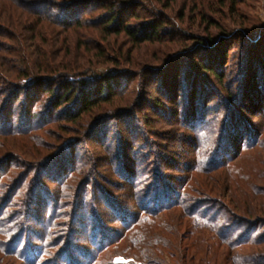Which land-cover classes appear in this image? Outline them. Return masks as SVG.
Returning a JSON list of instances; mask_svg holds the SVG:
<instances>
[{
    "label": "rangeland",
    "instance_id": "1",
    "mask_svg": "<svg viewBox=\"0 0 264 264\" xmlns=\"http://www.w3.org/2000/svg\"><path fill=\"white\" fill-rule=\"evenodd\" d=\"M237 1L241 3L236 8V19L244 23L242 27L232 23L229 8L221 7L213 0H205V7L193 0L170 1L172 8L169 10L157 6L152 13L163 15L173 25L169 32L174 40L171 42L175 44H167L174 46V50L169 51L171 59L166 58L169 65L166 60L159 63L161 58L168 56L162 46L140 48L123 37H109L108 42L124 52V68L137 72L134 76L140 74L142 77L133 78L130 74L119 77L121 87L116 96L117 101L122 102L110 111L84 117L80 124L48 117L45 121L24 122V108L16 106L4 89L8 84L24 83L15 81L21 65L18 66L19 60L7 51L10 54L28 52L29 45L0 40V94L7 93L0 101V215L10 214L6 219L0 218V264L85 263L81 253L92 250L89 233L93 227H98V232L105 236L116 237L114 232L121 219L114 215L111 207L114 202L128 214L137 212L141 206L155 207L153 202L146 201L143 193L152 185L151 181L144 180L143 172L146 176L161 172L164 175L159 183L161 186L167 184L174 190L189 192L199 200L205 199L211 213L223 215L216 206L231 209L244 204L242 195L253 194L254 180H264V154L257 156L248 152L237 158L238 151L232 147L229 150L221 128L212 132L211 141H207L206 135L202 136L203 140L197 136V130L207 126L199 123L200 113L209 115L210 120L220 119L217 116L224 110L227 93L201 68L218 69L225 76V86L236 95L244 85H250L264 59V0ZM139 8L150 9L145 5ZM199 10L205 12L209 22L200 17ZM129 12L123 15V21L128 19L136 26L141 24V28L147 24L148 16L140 14L141 19H129ZM100 14L101 11H97L91 18ZM12 21L16 20L12 18ZM53 29L57 34L50 42L42 43L52 60H56L57 45L62 46L69 59L77 62L80 42L87 46L81 45L82 52L94 48L92 41L107 44L89 35V31L81 33L79 41L75 36L65 37L67 33L61 32L60 28ZM183 43L184 47L181 46ZM36 55L39 58V53ZM187 66L190 67L187 71L179 72L178 87H171L176 77L175 69ZM159 67L161 71L157 73L154 69ZM145 72L149 76L155 72L152 84L150 79H144ZM184 81L187 85L193 82L196 85L199 81L201 85H207L211 81L220 96L212 102H205L200 96L193 106H188ZM156 99L163 105L158 113L149 108V105H157ZM28 108L39 120L47 114L41 105L31 104ZM243 116L245 121L242 123L248 126L257 127L261 122L260 116L255 120L246 113ZM9 120L14 124L12 128L4 125ZM60 151L65 153L64 159L59 157ZM48 160L47 167L43 168ZM195 160L204 163L202 173L205 175L186 173ZM73 166L75 171H72ZM49 171L55 176H46ZM189 178L194 181L189 183ZM257 183L264 187V182ZM138 186H143L144 191ZM8 194L14 195L15 199L12 198V204L7 206L3 197ZM250 203L255 205L254 201ZM21 212L26 216L22 217L13 236L3 235L9 232V223ZM186 230L182 227L179 232L183 235ZM97 237L100 242L101 237ZM174 242L177 245L179 240L174 238ZM180 242L181 261L179 258V263L173 261L171 252L167 251L163 257L166 264H234V257L249 260L256 249L244 247L230 251L215 246L206 233L189 236L183 241L181 238ZM210 247L215 249L210 250ZM11 254L15 255L14 259L10 258ZM185 254L192 259L182 260Z\"/></svg>",
    "mask_w": 264,
    "mask_h": 264
},
{
    "label": "trees",
    "instance_id": "2",
    "mask_svg": "<svg viewBox=\"0 0 264 264\" xmlns=\"http://www.w3.org/2000/svg\"><path fill=\"white\" fill-rule=\"evenodd\" d=\"M170 1L176 0H0V40L4 39L9 43L25 42L29 45L28 52L16 51L15 54H10L7 51L8 48L5 47L7 54L19 60L20 64L17 63V65H21L15 81L21 80L24 83L8 84L4 90L16 106L24 108L26 113L23 115L24 122L27 120L32 122L34 119L45 121L48 117L64 120L70 124H80L84 117L91 118L100 112L110 111L118 106V103L122 102V100L117 101L119 98L116 96L121 87L119 77L127 74L132 75L133 78L142 76L140 77V74L134 76V73L137 72L124 68L126 63L123 59L124 52L117 45H111L108 38L123 37L140 48L149 45L162 46L166 48L164 54L168 56H164V59L161 58L159 63L165 62L166 58L169 61L172 55L169 54V51H173L174 46L169 47L168 45L175 44L171 42L174 40L169 32L173 26L172 22L164 18L163 15L153 14L152 11L157 10V6H162L166 10L171 9ZM193 1L200 5L203 4L205 7V0ZM213 2H217L221 7L229 8L233 17L232 23L243 26L244 23L236 19L238 17L236 8L241 2L239 3L237 0H213ZM43 4L45 7H41ZM141 5L148 6L151 10L145 8L141 10L139 8ZM205 9L203 10L205 11ZM203 10L198 11L199 14L201 13L200 17L208 21ZM97 11H101L99 17L91 18ZM128 12L131 13L129 19H141L140 14L148 16L147 24L141 28V24L136 26L131 24L128 19L123 21V15ZM54 13H58V15L55 16ZM12 18L16 21H12ZM54 27L67 33L65 37L75 36L79 41L80 34L89 31V35H93L101 43L107 44L104 46L92 41L94 48L85 50L88 52H82L81 45L87 46L84 45V42H80L78 47L80 54L77 62L69 59L68 54L65 55L62 46L57 45L56 47L54 44L56 60H52L49 52L43 49L45 44L42 43L50 42L54 34H57ZM209 41L212 42V40ZM181 46L184 47V43ZM36 53H39V58H36ZM189 68L187 66L175 69L176 80H173L171 87H178V77H181L182 71H187ZM258 68V72L250 80V85H244L245 87L239 89L236 95L231 94L229 88L225 86V76H222L218 69L201 68L202 72L218 81L219 86L216 85L217 87L225 89L227 93L224 97V110L221 115L217 116L221 117L220 119L210 120L209 115L203 116L202 112L200 113L199 123L207 126L197 130L199 140H203L202 136L206 135L207 141H211L212 132L216 128H221L225 132L229 150L232 147L238 151L237 158L248 152H253L257 156L264 154V59H261ZM154 70L157 73L161 71L160 67ZM154 75H156L155 72ZM154 75L149 76L145 72L144 79L146 81L150 79L149 82L152 84L155 81L152 80ZM187 82L184 81L183 85L186 88L185 99L188 106H193L200 96L205 102H212L220 96L211 81L207 85H201L200 81L196 85L195 82L187 85ZM7 93L0 94V101H3L4 95ZM8 99L6 98V100ZM155 102L157 105H149V108L156 109L158 113L163 105L157 99L154 100ZM31 104L33 106L41 105L46 109V117L39 120L38 116L33 113L34 111L28 108ZM125 104L128 103L125 102ZM248 105L252 106L248 107ZM203 107L204 105L201 106V108ZM245 113L254 120L260 116L259 126L243 124L242 122L245 121L243 114ZM4 125L7 128H12L14 124L9 120ZM24 126L29 127V124L26 123ZM30 127H32L31 124ZM58 154L61 159L66 156L62 151ZM46 163L42 166L43 168L47 167L49 160ZM203 166L204 163L195 160L186 173L205 175L202 173ZM72 171H75L74 166ZM52 174L53 172L49 171L46 176L54 177L55 175L52 176ZM146 175L147 173L143 172L144 180L151 181L152 185L148 189L145 188V192H143V186L138 187L143 188L141 190L146 196V201L153 202L155 207L151 209L148 206V208L141 206L137 212L128 214L124 208L114 202L111 206L114 215L121 219L118 222L119 227L114 232L116 237L105 236L98 232V227H93L89 233L92 250L81 253L86 260L81 264H166L163 257L167 251L171 252L170 257L173 261L179 263L178 258L181 261L179 252L182 245L181 238L183 241L189 236L203 235V233L210 237L215 246L217 244L230 251L244 247L256 248L249 260L234 257V264H264V187H260L257 183H263L264 180H254L253 194L250 192L245 196L242 195L245 200L242 199L244 204L241 206H232L231 209H221L216 206V209L218 208L223 213L220 215L207 210L210 204L205 199L199 200L189 192L185 193L181 189L174 190L167 184L161 186L159 183L164 178L161 172L155 171L150 176ZM192 180L189 178V183ZM19 196H22V193H19ZM173 196L175 199H172ZM12 198L15 199L12 194L4 196V205H11ZM31 198L33 199L32 193ZM250 201H254L255 205ZM25 216V212L16 214V218L9 223L11 225L9 232L3 235L13 236L19 222ZM8 217H10L9 213L0 215V218ZM182 227L187 229L183 235L179 232ZM97 236L101 237L100 242H97ZM174 238L179 240L177 245ZM213 249L215 248L210 247V250ZM187 252L186 254H188ZM186 254L182 260L192 259ZM14 256L11 254L10 258L14 259ZM32 264H38V261L32 262Z\"/></svg>",
    "mask_w": 264,
    "mask_h": 264
}]
</instances>
